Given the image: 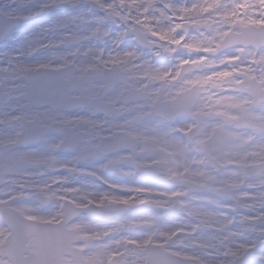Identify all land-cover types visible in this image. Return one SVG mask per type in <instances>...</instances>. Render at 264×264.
<instances>
[{"label":"snow or ice","instance_id":"snow-or-ice-1","mask_svg":"<svg viewBox=\"0 0 264 264\" xmlns=\"http://www.w3.org/2000/svg\"><path fill=\"white\" fill-rule=\"evenodd\" d=\"M89 2L105 15L91 13L89 20L81 9L75 16H57L41 29L53 39L38 43L33 33L29 54L106 40L111 33L100 26L115 19L125 26L114 46L131 37L157 56H173L181 47L196 54L179 60L180 69L207 63L222 48L240 54L213 62L196 78L155 69L147 60L137 69L130 64L140 57L136 48L109 53L106 60L102 49L84 48L91 55L86 66L68 56H61L64 64L57 67L45 61L17 64L33 97L51 96L90 113L67 123L111 125V134L98 133L99 142L90 143L76 129L37 126L22 114L10 119L15 132L0 135V184H14L19 191L0 189V240L8 236L0 264H206L204 255L214 264L264 260V17L246 15L256 7L249 0ZM80 3L43 0L34 15ZM258 3L257 11H264V0ZM7 31L0 30V40ZM193 31L196 35L189 36ZM0 57V64L5 57L19 59L10 52ZM70 69L82 74L74 76ZM88 69L98 81L89 82L83 74ZM210 87L217 94L209 97ZM101 114L104 119L97 118ZM53 131L58 140L47 141L50 147L28 148ZM60 151L74 153L77 164L100 161L99 169L70 167L55 155ZM208 165L222 168V174L212 176ZM107 171L131 182H114L103 175ZM53 172L69 175H48ZM137 174L162 179L171 188L136 182ZM70 176L91 177L94 183L78 184ZM49 204L54 211H44ZM184 241L190 250L178 246Z\"/></svg>","mask_w":264,"mask_h":264},{"label":"clouds","instance_id":"clouds-1","mask_svg":"<svg viewBox=\"0 0 264 264\" xmlns=\"http://www.w3.org/2000/svg\"><path fill=\"white\" fill-rule=\"evenodd\" d=\"M250 4L255 5V8H249L246 15L247 16H252L253 18H258V17H264V11H257L259 9V3L258 0H249ZM84 7H87V9L99 16H104L105 13L96 9L92 3L87 2V5H84L82 3L79 4L77 8H65L64 9V14H72V15H77L81 9ZM52 9H48L47 13H50ZM55 19V18H53ZM77 23V22H76ZM78 26V23H77ZM125 26L124 22L120 19H115V20H110L107 23L101 25L102 30L109 31L111 35L108 37L106 40H92L89 41L86 45H79V48L81 49L80 55H73L71 57V62H76L80 60L81 56L85 57H90L91 55L85 54L83 51L84 48H95V49H102L104 58L105 60L108 58L109 53H123L125 49L128 48H136V50L140 53V57L135 60H130V64L138 66L142 64L145 60L150 61L151 64L154 66L155 69H164V70H169V71H177L180 70L183 73L188 74L192 78H196L200 76L202 73H205L207 71H210L212 69L213 62H215L216 65L222 62L223 58L228 56V55H238V53L235 49H219L216 52H214L211 57L209 58L207 63L204 64H197V65H189L186 68L180 69L179 68V60L188 58L189 56L195 57L196 54L192 53H187L186 51L183 50V48H176L173 49V52L175 55L169 56V55H160L157 56L153 54V50L145 47H139L136 45L135 41L129 37L128 40H126L123 44L119 46H114L112 41L116 38V35L122 30V27ZM88 27H95V25H89ZM48 35H52V33H45V36L47 37ZM189 36L196 35V32H190L188 33ZM43 42V41H41ZM30 42H25L21 46V55L19 56L18 60H15L13 62L9 61V58L5 57L3 59V63L0 64V80H4L5 82L7 81H13L17 84V88L19 90L24 89V85L27 83V80L23 78V74L19 73L16 69V65L21 63V62H33V61H38L40 59H52L53 62H61L59 59L61 56H67L68 53L72 52L75 48H77V45H71L69 47H64V48H48L45 49L44 51L40 52L38 55H33L29 54L28 52V47H29ZM231 67V66H229ZM217 94V90L212 89L211 87L207 89L205 92L206 96H214ZM98 119H104V116L101 114L100 116L97 117ZM182 119H187V117L182 118ZM103 131V130H101ZM194 157L197 159H200L198 154L192 153ZM78 166L83 167V164L78 163ZM199 164H196L195 167H199ZM208 171L212 176H217L222 174L223 169L220 167H216L213 165H208ZM58 175H69L67 173H59ZM70 179H72L74 182L78 183L80 178L75 177V176H70ZM6 188L9 186L6 185ZM186 192L191 193L194 191L193 188L191 187H185L184 189ZM54 206V205H53ZM183 250H190L187 248V243L184 245ZM199 251V250H196ZM203 255V253H201ZM264 254V253H262ZM204 260L206 264H214V260L212 257L208 255H204ZM249 264H264V260L256 259L253 257L250 261Z\"/></svg>","mask_w":264,"mask_h":264},{"label":"rangeland","instance_id":"rangeland-1","mask_svg":"<svg viewBox=\"0 0 264 264\" xmlns=\"http://www.w3.org/2000/svg\"><path fill=\"white\" fill-rule=\"evenodd\" d=\"M1 1H4V0H0V2ZM42 3H43V0H8L5 3V7H0V11L5 13L6 15L20 16L22 18L30 16L31 17L30 19H32L29 23L30 26L27 27V29H23V31H21V32H16L13 35L12 40L7 45H5L4 51L2 49H0V53L10 52L13 57H19L21 55V51H20L21 46L25 42H30L32 40V38H33L32 34L33 33H37L36 39H37L38 43L41 41H43V42L51 41L53 39V35H48L46 37L45 33H48V32L41 31V29H43L48 23H50L53 20V18H56L59 15H63L64 11L62 9H56V11L53 14L48 16V18L46 17V19L44 20L43 15H41V16L34 15V13L40 8V5ZM81 3H82V0H81ZM82 10L84 11L85 15L90 20L91 19V12L87 9V7H84ZM77 23L79 25L80 21L78 20ZM83 26L85 28H87L89 25L84 24ZM22 35H23V41H19L20 36H22ZM78 48H79V45H77V48H75V49H78ZM44 50H43V48L39 49V53L44 51ZM77 55H80V53ZM67 56H68L69 62H71V57L73 55H69V53H68ZM0 59H2V57H0ZM38 61H45V62L51 63L55 67L61 66L64 64L63 61L57 63V62H53L52 59H40ZM90 61H91L90 57L81 56L80 60L76 61L75 63L77 65H80V66H86L90 63ZM79 73H80V71H79ZM96 74L97 73H95L94 78L90 81V83H93V82H96L99 80V75L98 74L96 75ZM97 76H98V78H97ZM20 107H21V100H19V98L16 97L13 100L11 98L5 99L3 104L0 106V135H11V134H13V128L8 126V122L15 115V112H17L18 110L21 109ZM43 113H46V112H40L38 114H43ZM47 114L48 115L47 116L44 115V117L47 118L49 122L54 123L55 121H58V120L68 122V121H72V120H77L78 118H80L82 116H88V111H86L84 114H75V115L73 114V115H68V116L64 115L62 113H51V114L47 113ZM113 119L116 121L122 122V118H113ZM147 126L152 127L153 125H147ZM84 128L86 129L85 131L87 132V135H88L87 139L85 141H88L90 143H98L99 142L97 139L98 133L102 136H107V135L111 134L110 133L111 125L103 128V129L91 128V127H87V126H84ZM101 130H103V131H101ZM49 140H51V141L58 140V135L53 134V135H50L49 137H46L45 140L43 141V143L40 144V146H38V149H43L46 146L50 147L51 145L47 144V141H49ZM55 155L57 156L58 159H60L62 161H67L69 166L74 165L73 158L75 157V154L65 156V155H58L57 153H55ZM152 163H153V161H151V160L148 161V164L151 165ZM99 164H100V161L89 160V161L84 162V165H85L84 167L85 168L99 169ZM123 167L125 168V165ZM55 173L56 172H53V174H55ZM50 174H52V173H49L48 175L50 176ZM34 175H35V173H34ZM103 175L107 176L110 180H112L114 182H129V183L131 182L128 180V178L123 177L114 171L104 172ZM46 178H48V177L47 176H45V177L36 176V179H46ZM135 181H136V179H135ZM156 181L161 183L160 187H157V186L153 185L152 183H148V184H151L152 186H155L161 190L170 189V187H171V185L167 184L162 179H158ZM92 183H94L92 180L88 181L85 179L78 182V184H92ZM7 185L9 186L8 188H11V189L17 191L16 189H14V184H7ZM5 186L2 187L1 189H8ZM50 206H52L51 209H47L44 211L51 212V211L55 210L54 206L52 204H50ZM6 238H7V235H5L4 240H0V247H2L5 244ZM177 243L180 246H184L185 243H187V241H184L183 243H181V242H177Z\"/></svg>","mask_w":264,"mask_h":264},{"label":"flooded vegetation","instance_id":"flooded-vegetation-1","mask_svg":"<svg viewBox=\"0 0 264 264\" xmlns=\"http://www.w3.org/2000/svg\"><path fill=\"white\" fill-rule=\"evenodd\" d=\"M72 70V75L74 76H80L81 74L79 73V71L75 70V69H71ZM93 78H94V74H93ZM91 81V80H90ZM89 81V82H90ZM5 83L6 85V88H7V93H6V99L7 98H11L12 100L14 98H19V100H21V109L18 110L17 112H15V115H20L22 114L23 116L27 117L29 120H35L36 121V124L37 126H47L49 128H52L53 126H60V125H66L68 128H75V127H78L80 128L81 131H84L86 133V139H87V132L85 131L86 129L84 128V126H78L76 124H72V123H67V121H55L54 123L52 122H49L47 118L44 117V115H41V114H38L40 112H46V113H62L64 115H69L63 111H54L52 110L51 108H39V109H36V108H28V102L25 101V98H24V93H18L16 95H12V90H15V89H18L17 88V84L13 81H7L5 82L4 80H0V88L2 87V85ZM119 107V106H118ZM79 113V112H77ZM116 118H121V117H116ZM26 123V122H25ZM15 132V128H13V133ZM50 135H53V134H50ZM49 135V136H50ZM58 135V134H56ZM47 136V137H49ZM46 138V137H45ZM85 139V140H86ZM43 141L40 143L42 144ZM39 144V145H40ZM33 148V146L29 147V149ZM127 166V165H125ZM72 167V166H71ZM80 179L83 178V176L79 177ZM239 241H237L238 243ZM180 246V245H178ZM180 247H184V246H180ZM257 260L259 259L258 257H255Z\"/></svg>","mask_w":264,"mask_h":264},{"label":"water","instance_id":"water-1","mask_svg":"<svg viewBox=\"0 0 264 264\" xmlns=\"http://www.w3.org/2000/svg\"><path fill=\"white\" fill-rule=\"evenodd\" d=\"M12 26H13V25H8V26H6L5 28H6V30H10V28H11ZM59 103H60V104H63V101H60V100H59ZM3 184H4V183L0 184V186L3 185Z\"/></svg>","mask_w":264,"mask_h":264}]
</instances>
